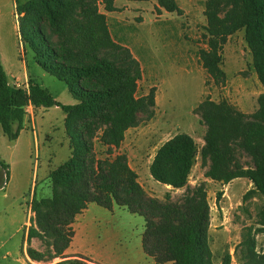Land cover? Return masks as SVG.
<instances>
[{"label": "trees", "instance_id": "1", "mask_svg": "<svg viewBox=\"0 0 264 264\" xmlns=\"http://www.w3.org/2000/svg\"><path fill=\"white\" fill-rule=\"evenodd\" d=\"M159 9L181 13L177 0H156ZM115 11V0H27L21 7L22 37L35 53L37 63L63 81L76 103L63 104L44 87L32 81L17 86L9 80L0 62V125L15 141L25 125L26 107L59 106L65 112V130L71 156L50 172L51 194L32 196L34 217L27 229V241L43 239L50 250L26 249L31 260L51 261L65 257L75 231L78 214L95 202L108 209L126 207L145 219L143 248L157 264H215L210 244V204L204 182L188 189L179 202L160 200L147 194L130 166L127 154L113 155L128 129L136 126L141 114L153 116L154 89L138 96L142 77L139 60L112 35L107 15ZM207 48L200 59L215 82L225 81L221 50L228 36L245 30L253 66L263 91L258 108L251 114L237 109L228 100L205 99L198 106L207 129L201 149L205 176L228 184L248 177L264 194V0H206ZM107 146L108 157L98 158L95 140ZM241 149L252 160L245 167L237 157ZM198 146L187 133H177L157 149L149 166L152 177L165 185H187L196 163ZM0 167L8 163L0 157ZM264 228V206L258 212ZM242 264H264V248L249 234L239 244ZM92 264L71 258L58 263ZM231 255L221 264H229Z\"/></svg>", "mask_w": 264, "mask_h": 264}, {"label": "rangeland", "instance_id": "2", "mask_svg": "<svg viewBox=\"0 0 264 264\" xmlns=\"http://www.w3.org/2000/svg\"><path fill=\"white\" fill-rule=\"evenodd\" d=\"M26 1L0 0V58L10 75L25 81L27 66L32 77L61 103L74 104L77 101L67 85L37 63L35 53L22 37L19 7ZM177 2L181 13L159 9L156 0H115L118 7L114 12H107L104 4H99L113 37L140 62L142 77L137 95H148L154 89L155 98L153 116L141 114L120 147L113 148V155L127 154L147 194L160 200L165 201L169 194L171 201L179 202L187 188L204 182L210 204V244L214 260L221 263L230 249L240 253L239 244L249 234L256 237L257 248H264V228L258 217L264 200L254 193L256 188L250 189L241 179L222 184L205 176L209 162L203 163L201 149L207 126L197 108L207 98L226 99L251 114L258 108L263 86L254 69L244 29L228 36L223 45L220 65L226 78L215 82L200 59L201 49L207 48L206 0ZM177 133L191 135L198 146L188 183L181 188L156 181L149 170L160 145ZM95 152L98 158L109 156L107 146L99 139L95 140ZM70 156L65 112L59 106L37 110L33 122L24 125L17 143L8 139L0 125V157L10 166L7 172L0 167V264H67L68 261L58 262L70 258L92 264H156L143 248L144 217L123 206L108 209L95 202L77 215L72 248L64 253L65 257L47 262L27 259L28 246L44 251L46 256L52 250L43 239L27 241V229L34 217L33 193L36 190L37 197L49 196L50 172ZM237 157L245 167L253 165L241 149Z\"/></svg>", "mask_w": 264, "mask_h": 264}, {"label": "crops", "instance_id": "3", "mask_svg": "<svg viewBox=\"0 0 264 264\" xmlns=\"http://www.w3.org/2000/svg\"><path fill=\"white\" fill-rule=\"evenodd\" d=\"M116 7H118L117 5H115ZM116 11V10H115ZM107 12H114V11H107ZM0 62L3 64V66H4V68H5V70H6V72H7V74H8V77H9V80H10V82L12 83V84H16V85H19V86H21V85H28V82L29 81H32V82H34V83H38L33 77H32V75H31V73H30V71H29V69H28V67L27 66H24V78H25V81H20V77L19 76H16V75H14V74H12V75H10V73H9V71H8V69H7V67H6V65H5V63L3 62V59H1L0 58ZM12 78V79H11ZM39 85H41L42 87H44L55 99H57L58 101H59V99H58V97L57 96H55V95H53V93L47 88V87H45L43 84H41V83H38ZM41 108H43V106H40V107H36V106H33V105H28L27 107H26V115H25V124L26 123H28L29 121H32L33 122V120H34V115H35V113H36V111L37 110H39V109H41ZM23 130V129H22ZM21 130V131H22ZM21 133V132H20ZM67 134V133H66ZM19 137H20V135L18 136V138L15 140V143H17L18 142V140H19ZM152 160H153V158H152ZM9 165V164H8ZM10 168V166L8 167V170H10L9 169ZM36 170V169H35ZM35 176V175H34ZM235 179H237V178H235ZM235 179H233L232 181H230L228 184H231V183H233V181L235 180ZM238 179H241L243 182H244V184H246V185H249V187H250V189H255L256 187H255V184H254V182H253V180L252 179H250V178H248V177H238ZM170 186V185H169ZM257 190V189H256ZM258 191V190H257ZM255 191L254 193H258V194H260L261 195V197H262V199L264 200V194H261V192L260 191ZM263 205H264V202H263ZM81 214V213H80ZM30 221H28L27 223H29ZM73 225H74V223H73ZM74 228V231H76L75 230V226L73 227ZM74 238V237H73ZM72 244H73V241L71 242V244H70V246L66 249V251L65 252H68V251H70V249L72 248ZM263 247V246H262ZM258 250H261V248H257ZM226 253H229L230 255H231V261H230V263L229 264H242V259H241V256H240V253L237 255V254H235L234 253V248L233 249H230L229 251H227ZM25 254H26V252H25ZM26 257H27V259L30 261V262H34V261H32L31 259H30V257L26 254ZM154 260V259H153ZM154 262H155V260H154ZM214 262H215V264H221L220 262L219 263H216V261L214 260ZM156 263V262H155ZM157 264V263H156ZM165 264H174L173 262H168V263H165Z\"/></svg>", "mask_w": 264, "mask_h": 264}, {"label": "built area", "instance_id": "4", "mask_svg": "<svg viewBox=\"0 0 264 264\" xmlns=\"http://www.w3.org/2000/svg\"><path fill=\"white\" fill-rule=\"evenodd\" d=\"M17 86H19V85H17Z\"/></svg>", "mask_w": 264, "mask_h": 264}]
</instances>
